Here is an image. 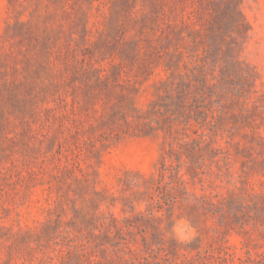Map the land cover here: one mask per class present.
<instances>
[{"label": "rangeland", "instance_id": "rangeland-1", "mask_svg": "<svg viewBox=\"0 0 264 264\" xmlns=\"http://www.w3.org/2000/svg\"><path fill=\"white\" fill-rule=\"evenodd\" d=\"M0 264H264V0H0Z\"/></svg>", "mask_w": 264, "mask_h": 264}]
</instances>
